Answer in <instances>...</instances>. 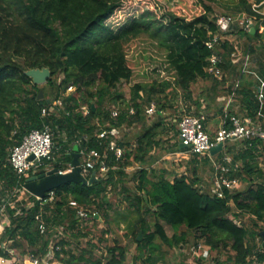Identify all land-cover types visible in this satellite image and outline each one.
Here are the masks:
<instances>
[{"label": "trees", "instance_id": "16d2710c", "mask_svg": "<svg viewBox=\"0 0 264 264\" xmlns=\"http://www.w3.org/2000/svg\"><path fill=\"white\" fill-rule=\"evenodd\" d=\"M143 1L0 0V257L10 259L8 263L24 264L20 258L26 256L27 264H45L53 259L60 264H128V250L117 240L101 255L95 252L100 245L92 239L86 245L81 242L90 234L86 231L89 224L84 225L83 220L93 224L103 218L111 225L109 192L119 185L128 202L124 215L128 234L140 251L132 264H139L145 251L149 256L144 262L157 264L156 256L163 255L162 244L182 247L189 234L197 244L202 240L213 249L231 248L238 264H247L253 256L264 263V242L259 247L255 242L256 237L264 239V228L260 227L264 223V168L259 160L264 155V140L240 141L242 147L233 157L229 155L230 143L216 155L192 154L189 172L183 174L154 166L163 153L187 151L180 146L178 122L184 112L201 115L204 111L201 100L194 98L192 85L203 79L219 87L236 71L242 78L245 59L234 62L238 57L233 41L222 39L214 47L207 44L219 31L214 4L222 0H188L198 10L191 17L180 12V0H157L154 7L143 5ZM226 3L230 14L255 17L254 31L233 27L244 37L245 52L255 53L258 45L254 40L263 37L259 28L264 26V14L255 12L253 4L263 6L264 0ZM143 34L166 52L174 78L136 82L127 99L119 90V85L131 81L134 74L126 46ZM214 54L221 58L217 63L221 79L208 71ZM45 67L51 77L44 86L34 83L26 73ZM261 67L258 76L264 79V64ZM255 82L244 83L236 90L242 109L231 114L257 118L260 82ZM71 87L74 90L68 93ZM41 89L43 98H39ZM179 91L189 102L187 110L170 102ZM152 104L157 106V118L148 123L147 108ZM169 108L177 113L170 123L163 115ZM115 110L117 116L113 115ZM225 114L222 110L221 122ZM204 122L207 129V118ZM137 123L143 129L134 142L119 138L121 128ZM225 126H231L229 121ZM47 127L53 133L54 152L36 174L45 172L47 163L60 170L69 169L75 153H81L82 162L91 151L102 155L95 167L86 171L88 178L96 173L92 184H62L53 190L55 198L51 202L25 189L33 171L20 175L9 162L14 145L33 129ZM172 131L178 140L167 146L166 136ZM113 143L115 149L111 148ZM116 148L122 149L121 156ZM226 155L232 157L231 162L225 160ZM102 160L107 167L104 173ZM216 160L229 167L226 175L231 181L237 179L235 188H226L223 197L214 192L216 175L222 173L216 168ZM136 164L140 165L130 177L135 183L132 189L126 185L127 169ZM202 164L212 166L209 182H204L200 174ZM245 182L251 183L247 190L236 189ZM71 200L89 215L81 220ZM232 202L238 210H233ZM246 213L252 216V226L242 219ZM118 214L116 221L120 223L123 214ZM3 217L8 222L4 223ZM43 221L45 232L40 229ZM166 225L175 229L173 235L168 234ZM181 227L185 230L180 233ZM140 232L144 234L141 241ZM2 243H6L5 248ZM0 264L6 262L0 260Z\"/></svg>", "mask_w": 264, "mask_h": 264}, {"label": "rangeland", "instance_id": "374dc122", "mask_svg": "<svg viewBox=\"0 0 264 264\" xmlns=\"http://www.w3.org/2000/svg\"><path fill=\"white\" fill-rule=\"evenodd\" d=\"M157 0H145L143 1V5H147L150 7H154ZM163 1V0H162ZM229 0H222L220 4H214L215 6V15H222L226 13H231V11L226 7L228 5ZM180 12L186 15L187 17L193 16L195 13L198 12L197 9L193 8L191 3L188 0H180L179 3ZM264 11V8L261 9ZM124 16V15H122ZM233 43L237 46L236 52L237 57L240 59L241 62L244 60V57L247 55V52L244 50V41L243 36H235L231 37ZM254 41H257L258 44H263V39H255ZM126 53L127 57L130 60V63L133 65V78L129 82H122L119 85V90L124 94L125 98H130L131 96V87L136 82L141 81H151L153 79H173L174 74L173 70L170 69L167 58H166V52L159 47L158 43L155 40H152L147 34H143L139 38L132 41L129 45L126 46ZM264 64V46L258 47L256 49L255 53L250 54V61L248 62V70L252 72L244 73V77L248 79L247 82H254L256 83V74L260 75V69L261 66ZM240 72L236 71L235 74H233V78L236 81L238 77L240 76ZM243 77V78H244ZM201 82L204 81V85H208V81L201 79ZM206 82V83H205ZM230 82V88L227 90H230L229 92L225 91L223 95H229L231 94V91H233V85L234 83ZM242 83L244 82L241 81ZM46 83L40 84V86H44ZM201 83L197 82L192 85V89L194 92V96L197 97L200 88L202 87L200 85ZM211 84V83H210ZM241 86V85H240ZM74 88L68 89V93L72 92ZM238 93L236 92L235 95H232V97H236ZM175 107L184 105L185 109L187 110L189 102H186L184 99L183 92L179 91L173 98H171L170 101ZM224 102V101H222ZM217 103H220V101H217ZM215 111L212 109H204L201 112L207 117V126L210 127L212 132H215L220 124L217 123V117L220 119L222 118L221 113L219 111V108H217ZM156 109L157 106L155 105ZM229 110V109H228ZM187 113V112H184ZM182 113V115L184 114ZM166 117L167 122H173L176 119L177 113L173 111L172 108L167 109L164 111L163 114ZM181 115V116H182ZM221 116V117H220ZM157 117L155 116V113L148 116V123L153 122ZM143 129V125L141 123H137L131 127L125 126L119 130L118 136L119 138L129 139L130 141L134 142L136 134ZM167 143L172 144L178 140V136L174 135V131L170 132L167 136ZM232 151L229 152V155L233 157V154H235L241 147L242 144L240 141H232L229 142ZM159 156V155H158ZM193 159V156L189 152H176V153H163L161 156L158 157V161L154 164V166L159 169L160 167L167 168L170 172H173L175 174H183L189 172V167L191 160ZM260 166L264 168V155L260 157ZM140 164H136L133 167H130L127 169V172L129 173V176L126 178V185L132 189H134L135 183L130 179L133 172L139 167ZM50 164H46L44 166L45 170L50 167ZM200 174L203 176L204 182H209L211 176L213 177L212 173V166L211 164H202L200 169ZM173 178V176H171ZM259 180V179H258ZM264 181V179H262ZM251 183L245 182L239 189L236 188L239 191H245L248 189ZM235 189V190H236ZM126 193H123L121 190V186L119 185L116 189H113L109 192V198L113 204V209L110 211V220L111 225L109 226L103 218L99 220V222H95L92 224V222H88L86 220H83V224H89V227L86 228L89 230L90 234L88 237H83L81 239V242L83 245H86L87 240L92 239L95 244L100 245V249L96 248L95 252L97 255L106 254L107 248L106 246H111L114 244V241H119L123 246H125L128 250L127 258H128V264H132L134 257L137 256L140 251L137 248V242L132 236V234H128L127 229V221L124 218L125 214L127 213V206L128 202L125 200ZM233 210H238L235 204L232 202ZM118 212H122V220L120 223L116 221V219L120 216ZM118 214V215H117ZM124 218V219H123ZM242 219L245 221V224L252 226V216L249 213H246ZM7 220V219H6ZM5 217H3V222L6 223ZM260 227L264 228V223H260ZM108 233H104V230H108ZM166 230L169 235H173L175 233V229L172 228L170 225H166ZM185 230V227H181L178 232H182ZM101 238L104 239L103 242H101ZM188 241L185 243L184 247H181L179 245L176 246H168L165 244H162V252L163 255H157L156 258L158 259V264H204L205 262L199 261L198 258H195L193 254H190L191 247L194 243H196V239L193 237V235H188ZM263 239H259V245L263 243ZM158 242H160L158 240ZM201 242V248L206 252L204 241ZM204 246V247H203ZM192 251H196L194 246L192 247ZM198 252V251H196ZM195 252V253H196ZM232 250L229 248H220L218 250H215L212 252V257L209 258L211 263H215L218 258H225L231 254ZM199 254V252H198ZM144 259H147L149 256L148 251H145ZM26 257V256H25ZM25 257H21L20 260L24 263H26ZM28 258V257H27ZM29 259V258H28ZM144 259H139V264H148L144 262ZM208 261V260H207ZM51 264H60V261L53 259Z\"/></svg>", "mask_w": 264, "mask_h": 264}, {"label": "built area", "instance_id": "2783aa9c", "mask_svg": "<svg viewBox=\"0 0 264 264\" xmlns=\"http://www.w3.org/2000/svg\"><path fill=\"white\" fill-rule=\"evenodd\" d=\"M262 3L253 4V10L257 13L264 14L260 11ZM254 16L249 17L247 13L239 14H222L218 15L217 25L219 31L214 34L212 40L208 41L207 44L210 47H214L216 44L220 43L222 39H227L226 35L233 30L235 25H239L245 29L254 28ZM244 66L242 68V74L252 72L248 70V62L250 61V54H247L244 58ZM240 59L236 58L234 62H239ZM221 61V58L218 54H214L211 57V64L208 67V71L213 73L218 78H222V73L219 69L217 63ZM256 78L259 80V99L261 102V107L258 112L257 118L244 117L240 114H231L228 108H225V117L221 122V127L217 130L216 134L212 136L206 129L205 119L207 118L203 113L201 115H196L194 113H184L178 122L179 130V139L180 143H183L186 146L187 151L191 154H198L200 156H212L211 148L219 143H224V149L226 148L227 143L232 141H245V140H264V79L256 74ZM241 85V78H238L234 82V91H236ZM72 88V87H71ZM70 88V89H71ZM133 111V110H132ZM45 112V110H44ZM156 112L155 104H152L147 108V113L152 115ZM114 116L118 115V111L113 112ZM229 119V120H228ZM229 121L230 127H226L225 123ZM112 149H115V143L111 145ZM117 149V155H122V149ZM54 152V139L53 133L49 127L45 129H33L30 133L24 136L22 141L19 144L14 145L9 153V162L20 175L27 174L29 171H33L34 174L43 167L44 160L50 159L53 156ZM83 153V152H82ZM85 153V152H84ZM86 160L82 162L83 171L86 174V171L92 169L96 165V161L102 158V155L98 151H91L86 153ZM31 156H34V159H31ZM227 162H231L232 157L229 155L225 156ZM217 169H221L222 173L216 175L214 192L218 196L223 197L225 189H233L237 184V179L230 180L226 173L229 172V167L222 165L217 160L215 161ZM52 167H48L47 170ZM70 169V168H69ZM67 169V170H69ZM45 170V171H47ZM67 170H60L61 172ZM107 167L105 166L104 161L102 160V171L106 172ZM48 197L36 196L39 199L44 200L45 202H51L55 198V192L53 190L47 192ZM70 204L77 209V216L82 220L87 217V211L78 204L77 201L71 200ZM97 215V213H93ZM8 222V220H6ZM40 229L42 232L46 230V224L44 221L40 224ZM60 232L62 233L64 227H59ZM2 246L5 248L6 243H2ZM200 249L201 246L199 245ZM50 258L54 257V253L50 252ZM2 262L5 263L6 259L2 258ZM45 264H51L48 260Z\"/></svg>", "mask_w": 264, "mask_h": 264}, {"label": "crops", "instance_id": "0c3cea01", "mask_svg": "<svg viewBox=\"0 0 264 264\" xmlns=\"http://www.w3.org/2000/svg\"><path fill=\"white\" fill-rule=\"evenodd\" d=\"M264 8V5L263 6H261L260 7V11L262 12V13H264V11H262L261 9H263ZM233 30L234 31H232L231 33H229V34H227L226 35V38L228 39V40H231L232 41V38H230V36L231 37H235V36H241L239 33H236V29H234L233 28ZM253 31H254V29H253ZM259 32L260 33H262V35H263V37H262V39H263V43H264V26L263 25H260V28H259ZM255 39H259V38H255ZM257 49H258V47H260L261 46V44H258L257 43ZM244 74L242 75V78H241V81H243L244 80V82L242 83L241 82V85L242 84H244V83H248L247 81H248V79L246 78V77H244ZM257 79V78H256ZM235 80V78H230L229 80H227L226 82H223V83H221V85H219V87H217L216 86V83H214V82H212V81H208V85L207 86H205L204 85V81L203 82H201V81H199V83H201L200 85L202 86L200 89V92H199V94H198V96L197 97H195L194 96V98L196 99V98H199L200 100H201V102H202V107L205 109H208V110H214L215 111V107H216V105H219V106H217V108H219V111H220V113H221V116H222V110H225V108H228L231 112H233V111H240L241 109H242V107H241V102H240V99H239V97H238V95L236 96V97H232V95H235L236 94V92L237 91H232L231 92V94L229 93V95H223V93L225 92V91H227V92H229L230 90H227V89H229L230 88V82H233ZM237 80V79H236ZM206 83V82H205ZM211 83V84H210ZM234 83V82H233ZM216 86V87H215ZM234 86V85H233ZM232 86V87H233ZM219 88V89H218ZM226 89V90H225ZM193 90V89H192ZM225 90V91H224ZM193 95H194V92H193ZM217 101H220V103H217ZM222 101H224V102H222ZM220 116V117H221ZM217 123L219 122V124H221V119L219 118V117H217V121H216ZM207 131L211 134V129H210V127H208L207 126ZM237 222L239 223V224H241V219H237ZM260 239V237H256V240H255V242H256V244L258 245V247L260 246L259 245V242H258V240ZM264 240V239H263ZM264 242V241H263ZM198 242L196 241V243H194L193 244V246H194V248H195V250L196 251H198L199 252V254H198V252H194V251H192V247H191V250H190V254L192 255L193 254V256L195 257V258H198V260L199 261H202V262H205L204 264H212L211 263V261L209 260V258H211L212 257V252L213 251H215V250H218V249H213V248H211V246L210 245H207V244H205L204 243V246H205V250H206V252L203 250V248H198V246L201 244V242H199V244H197ZM201 246V245H200ZM203 246V247H204ZM182 247H184V246H182ZM229 249H231V248H229ZM200 250H202V251H200ZM232 250V249H231ZM6 259V264H10V263H8L9 261H10V259H8V258H5ZM0 260H1V262H2V259H1V257H0ZM208 260V261H207ZM27 263V262H26ZM52 263V262H51ZM158 263H159V261H158ZM157 263V264H158ZM213 264H238L237 262H236V260H235V251L234 250H232V252H231V254H229L226 258H225V260L222 258H218L217 260H216V262L215 263H213ZM247 264H264V263H261V262H259L257 259H256V257L255 256H253V257H250V258H248V263Z\"/></svg>", "mask_w": 264, "mask_h": 264}, {"label": "water", "instance_id": "95a60500", "mask_svg": "<svg viewBox=\"0 0 264 264\" xmlns=\"http://www.w3.org/2000/svg\"><path fill=\"white\" fill-rule=\"evenodd\" d=\"M27 75L33 78L34 83L43 84L46 83L51 77V71L49 68H34L27 72ZM44 90L39 92V98H43ZM181 148H186L183 143H180ZM224 143H219L211 148V154L216 155L223 151ZM34 159V156H31ZM96 180V173L94 172L90 178L86 176L83 171L81 153H75L69 170L61 172L59 168L52 167L51 169L42 172L40 174H34L27 178L25 182V189L30 193L44 197L47 192L60 187L62 184L69 182H79L85 184H92ZM143 232H140L138 240L143 239Z\"/></svg>", "mask_w": 264, "mask_h": 264}]
</instances>
